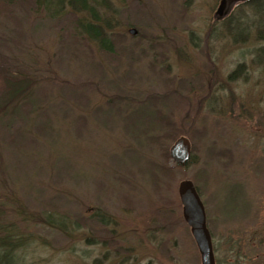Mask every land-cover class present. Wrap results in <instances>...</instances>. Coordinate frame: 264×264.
<instances>
[{
  "label": "rangeland",
  "instance_id": "1",
  "mask_svg": "<svg viewBox=\"0 0 264 264\" xmlns=\"http://www.w3.org/2000/svg\"><path fill=\"white\" fill-rule=\"evenodd\" d=\"M220 2L128 0L113 55L71 15L0 4V67L31 75L0 112L1 219L30 240L24 264H202L184 179L216 263L264 264V26L230 32L229 18L247 23L254 7L220 15ZM180 136L185 165L170 157Z\"/></svg>",
  "mask_w": 264,
  "mask_h": 264
},
{
  "label": "trees",
  "instance_id": "2",
  "mask_svg": "<svg viewBox=\"0 0 264 264\" xmlns=\"http://www.w3.org/2000/svg\"><path fill=\"white\" fill-rule=\"evenodd\" d=\"M19 2L28 4L32 12L45 11L51 17L71 15L77 32L94 41L105 53L113 55L117 46V38L114 35L116 34L114 16L120 14L121 7L128 0H0V4ZM248 4L254 7L255 17L247 23L243 22L242 13L240 16L229 18L227 24L230 32L236 26L238 27L237 33L243 32L244 35H247L246 28L248 26L257 24L264 26V0H249L238 5L243 8ZM258 15L259 17L256 18ZM258 54L260 58L264 52L259 50ZM26 69L25 67L21 70L8 71L6 67H0V92L3 96L0 99V112L3 108L8 107L11 100L14 102L16 99L26 96L31 81V75ZM21 75H25V77H20ZM164 137L161 136L159 139L161 141L158 143L163 142ZM5 197L4 194L0 196V264H24L22 252L30 240L26 237V233L18 230L14 222L1 219ZM46 220L61 229L65 227V222L61 218H55L52 213L48 214Z\"/></svg>",
  "mask_w": 264,
  "mask_h": 264
},
{
  "label": "water",
  "instance_id": "3",
  "mask_svg": "<svg viewBox=\"0 0 264 264\" xmlns=\"http://www.w3.org/2000/svg\"><path fill=\"white\" fill-rule=\"evenodd\" d=\"M247 0H221L218 14L222 9ZM130 31L135 34L136 29ZM171 157L178 163L185 165L191 156V145L187 137L181 136L170 148ZM179 195L183 204V215L191 227L192 234L199 247L202 264H216L211 235L207 228L206 212L194 183L184 179L179 184Z\"/></svg>",
  "mask_w": 264,
  "mask_h": 264
},
{
  "label": "flooded vegetation",
  "instance_id": "4",
  "mask_svg": "<svg viewBox=\"0 0 264 264\" xmlns=\"http://www.w3.org/2000/svg\"><path fill=\"white\" fill-rule=\"evenodd\" d=\"M260 209V206H258V210ZM255 236H257L259 234V232L255 231Z\"/></svg>",
  "mask_w": 264,
  "mask_h": 264
}]
</instances>
